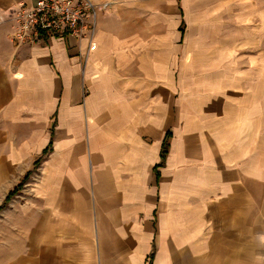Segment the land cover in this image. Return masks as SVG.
Listing matches in <instances>:
<instances>
[{"label": "crops", "instance_id": "crops-1", "mask_svg": "<svg viewBox=\"0 0 264 264\" xmlns=\"http://www.w3.org/2000/svg\"><path fill=\"white\" fill-rule=\"evenodd\" d=\"M33 1L0 0V206L32 172L0 211V264H264V92L209 103L201 146L182 103L161 111L184 73L169 0H90L107 5L91 51L17 46L16 11ZM240 1L264 15V0Z\"/></svg>", "mask_w": 264, "mask_h": 264}, {"label": "rangeland", "instance_id": "rangeland-1", "mask_svg": "<svg viewBox=\"0 0 264 264\" xmlns=\"http://www.w3.org/2000/svg\"><path fill=\"white\" fill-rule=\"evenodd\" d=\"M167 3V33L170 36L172 26H175L177 34L182 36L183 59L179 69L184 73L180 78L177 76L178 92L175 89L172 92V80L168 81L167 95L160 90L161 111L173 108L176 117V104L182 103L183 118L185 122L196 120L203 146L208 137L209 103L213 102L222 109L225 99L231 103L235 98L234 95L230 97L233 91L245 97L264 92V15L254 13L247 16L240 0H169ZM213 44L216 49L212 48ZM223 46L232 51L231 60L230 57L225 58ZM213 50L215 57L213 53L208 54ZM214 59L217 62H212ZM251 66L254 67L252 74L257 78L250 79L245 75ZM219 114L224 116L225 112ZM160 115L164 114L160 112ZM172 131L175 133V127Z\"/></svg>", "mask_w": 264, "mask_h": 264}, {"label": "built area", "instance_id": "built-area-1", "mask_svg": "<svg viewBox=\"0 0 264 264\" xmlns=\"http://www.w3.org/2000/svg\"><path fill=\"white\" fill-rule=\"evenodd\" d=\"M107 5L90 0H34L19 5L12 39L19 45L34 46L46 37L87 40L91 51L98 14Z\"/></svg>", "mask_w": 264, "mask_h": 264}, {"label": "trees", "instance_id": "trees-1", "mask_svg": "<svg viewBox=\"0 0 264 264\" xmlns=\"http://www.w3.org/2000/svg\"><path fill=\"white\" fill-rule=\"evenodd\" d=\"M171 140H172V132L169 131L163 141L162 144V149H161V153H160V157H161V162L155 167V172H156V176H157V180L160 179V172L158 171L159 168H162L165 166L166 164V160L171 148ZM50 146L52 147V142L50 143ZM49 149H47L44 153V156L48 153ZM41 163V159L39 161L36 162L35 164V168H37ZM31 173L27 174L24 179L21 181V183L8 195L6 201L4 202V204L0 207V211L2 209H4L8 203L11 201V199L17 195V193L23 188L24 184L26 183V181L30 178Z\"/></svg>", "mask_w": 264, "mask_h": 264}]
</instances>
